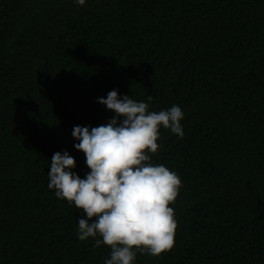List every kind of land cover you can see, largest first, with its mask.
Masks as SVG:
<instances>
[{"label": "trees", "instance_id": "16d2710c", "mask_svg": "<svg viewBox=\"0 0 264 264\" xmlns=\"http://www.w3.org/2000/svg\"><path fill=\"white\" fill-rule=\"evenodd\" d=\"M112 90L184 113L149 153L182 182L175 244L134 264H264V0H0V264L110 259L48 173L67 151L86 178L72 132Z\"/></svg>", "mask_w": 264, "mask_h": 264}, {"label": "clouds", "instance_id": "9594fccd", "mask_svg": "<svg viewBox=\"0 0 264 264\" xmlns=\"http://www.w3.org/2000/svg\"><path fill=\"white\" fill-rule=\"evenodd\" d=\"M83 6L85 0H77ZM149 96L148 100L151 101ZM98 103L115 113L97 127L75 126L74 147L86 157L90 172L86 178L71 171L76 161L67 151L54 153L48 173V187L59 199L82 211L78 219V240L97 235L94 247H110L104 264H134L137 252L160 256L175 244L177 221L170 206L179 196L182 182L164 165L150 163L160 147V128L183 138L179 106L149 111V105L112 90Z\"/></svg>", "mask_w": 264, "mask_h": 264}]
</instances>
